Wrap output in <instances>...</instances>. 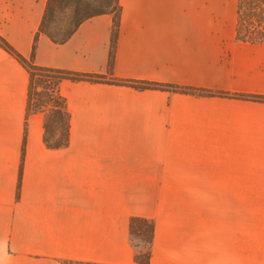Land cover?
Returning a JSON list of instances; mask_svg holds the SVG:
<instances>
[{
    "label": "crops",
    "instance_id": "0c3cea01",
    "mask_svg": "<svg viewBox=\"0 0 264 264\" xmlns=\"http://www.w3.org/2000/svg\"><path fill=\"white\" fill-rule=\"evenodd\" d=\"M111 75L188 93L62 80L68 143L26 113L28 72L0 46V264H136L132 216L151 218L150 264H264V41L235 37L237 0H119ZM46 0H0V34L28 57ZM112 16L38 65L106 72ZM21 170V174H20Z\"/></svg>",
    "mask_w": 264,
    "mask_h": 264
},
{
    "label": "trees",
    "instance_id": "16d2710c",
    "mask_svg": "<svg viewBox=\"0 0 264 264\" xmlns=\"http://www.w3.org/2000/svg\"><path fill=\"white\" fill-rule=\"evenodd\" d=\"M235 37L241 41H264V0H237ZM109 13L112 16L106 72H82L59 67L38 65L33 56L39 34L43 33L56 43L64 42L86 19ZM121 14L119 0H46L42 17L33 36L31 53L21 54L0 34V46L14 56L28 72L26 113H43V140L47 146L60 147L68 143L69 112L65 98L59 92L62 80L106 81L132 86L137 89L156 88L188 93L224 94L190 86L144 79L117 78L111 75ZM235 97L264 101V95L233 93ZM45 108L47 111L45 112ZM21 174V170H20ZM132 245L134 239L142 242L143 249L134 252L136 264H150L154 238V222L151 218L132 216L129 220Z\"/></svg>",
    "mask_w": 264,
    "mask_h": 264
},
{
    "label": "rangeland",
    "instance_id": "374dc122",
    "mask_svg": "<svg viewBox=\"0 0 264 264\" xmlns=\"http://www.w3.org/2000/svg\"><path fill=\"white\" fill-rule=\"evenodd\" d=\"M46 111H47V108H45V112H46ZM134 241H135L136 243H138V246L135 247V251H136V250H139V249H143L142 242H141L138 238L134 239Z\"/></svg>",
    "mask_w": 264,
    "mask_h": 264
}]
</instances>
